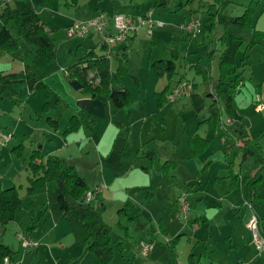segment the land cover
Masks as SVG:
<instances>
[{
  "label": "rangeland",
  "instance_id": "obj_1",
  "mask_svg": "<svg viewBox=\"0 0 264 264\" xmlns=\"http://www.w3.org/2000/svg\"><path fill=\"white\" fill-rule=\"evenodd\" d=\"M209 1L80 0L75 6L66 5L62 0L56 9L38 8L55 41L56 57L53 60L38 57L34 47L21 37L19 49L3 50L5 56L0 59V69L13 71L17 76L8 82H0V129L14 133L6 145H0V177L4 186L16 185L21 199L14 218L0 232V242L16 252L12 262L7 257L3 264H95L93 252L76 242L68 220L54 222L47 214L45 188L35 194L28 193L31 173L27 165L34 149L47 156L53 146H63V131L71 124L70 116L74 112L72 96L86 94L71 85L65 70L90 47L102 51L100 33L69 36L67 23L72 19V22L85 19L97 7L108 14L125 12L139 17L150 13L164 22L163 26L155 27L152 34H148L145 27H139L129 43L127 55L120 56L129 66L125 85L131 91L132 102L113 113L114 104L102 95L104 107L105 103L107 105L104 109L106 119L98 118L93 135L87 134L85 141L76 140L70 148L79 159V169L87 177L90 187L100 182L104 185L103 218L111 225L114 245V256L107 264L186 263L191 252L199 258L196 264H264V249L256 247L253 233L246 226L248 216L256 214L263 220L264 230V204L250 201L242 182L236 188L230 185L228 162L235 171L241 170L243 177L254 165L253 157L242 163L237 126L227 122L224 115L218 123L217 135L208 147L194 154L190 142L193 135L206 134L207 123L199 121L207 114L211 102L205 95L203 78L195 72V67L208 65L212 80L219 75L218 55L222 47L219 37L224 27L217 25L211 30L202 16L201 11ZM181 2L185 3L182 7ZM10 4L24 10L30 6L29 0L10 1ZM192 7L201 9L199 13L198 8L195 9L197 16L200 15L201 26L200 32L194 35L181 27L189 20L185 19L190 12H195L190 9ZM247 7L255 11L254 27L231 28L250 39L255 29H264V0H233L226 12L239 15ZM9 27L17 35L13 22ZM212 49L216 52H211ZM244 51L249 55L244 66L246 83L241 86V91L239 88L233 91L242 111L256 122L252 125L250 117H246L244 131L255 141H261L262 121L257 119L264 112H256L254 106L246 102L251 103L255 96L250 78L262 80L264 76V42L248 48L243 43L237 53L238 64ZM160 58H174L177 73L172 83L179 74L185 73L191 92L162 106L157 104L156 91L163 89L168 78L158 76L151 67V63ZM118 60L114 55L111 59L113 67ZM242 99L247 101L241 102ZM110 106L112 110H109ZM128 109L133 113L132 117L127 115ZM50 115L59 120L57 132L50 128L52 125L47 119ZM145 116H149L148 121L144 120ZM87 131L90 133V128L84 126L71 139L83 136ZM149 134L153 136L148 141ZM125 137L128 139L127 150L122 153ZM100 138L109 141L111 147L110 153L103 152L101 157L96 148ZM15 146L20 152L12 150ZM141 147L158 150L160 161L151 162L147 156L137 154L136 150ZM229 150L231 153L227 154ZM168 160L172 167L166 173L162 165ZM143 165L150 167V171H145ZM114 189L119 190L110 192ZM257 194L264 196V183L258 187ZM183 202L188 205L186 212L181 210ZM126 205L128 211H119ZM190 218L196 219L195 222L188 221ZM33 222L36 225L29 229ZM19 231L37 241L38 246L26 248L18 239ZM179 234V239L171 246L168 240ZM141 242L151 244L148 254L142 251Z\"/></svg>",
  "mask_w": 264,
  "mask_h": 264
},
{
  "label": "trees",
  "instance_id": "obj_2",
  "mask_svg": "<svg viewBox=\"0 0 264 264\" xmlns=\"http://www.w3.org/2000/svg\"><path fill=\"white\" fill-rule=\"evenodd\" d=\"M10 1H7L0 11V19L2 20L0 55L5 50L15 51L19 49L21 46L19 38L21 37L26 43L34 47L38 57L45 61L53 60L56 57L55 41L46 28L45 22L41 19L38 8L50 7L56 9L62 0H30V6L27 10L11 5ZM79 1L63 0L66 5L75 6L79 5ZM232 2L233 0H210L205 9L201 11L211 30L217 25H221L224 27V31L219 37L222 47L218 56V77L212 80L208 65H196L195 67V72L203 78L206 85L205 95L211 98V102L207 107V115L199 121L207 123L206 134L193 135L190 142L194 154L208 147L216 137L217 126L222 121L223 116L230 117L237 126V139L240 141L242 163L249 157L254 159L252 172L243 179L247 190V198L252 202L256 201L264 204V196L257 194L258 187L264 183V130L262 131L261 141H255L248 133L243 132V124L239 123L242 120V115L238 112L239 104L233 91L240 87L242 81L245 80L244 66L247 55L244 51V56L238 64V50L243 43H246L247 48L262 43L264 41V30L255 29L251 38L246 39L232 29L231 26H238L239 28L253 27L255 13L252 7H247L242 14L231 15L226 12V9ZM184 4L181 2L180 6L182 7ZM198 16L200 17V15ZM11 22L16 27L17 35L9 27ZM101 46L102 49H107L103 44ZM211 52L215 53L216 51L212 49ZM123 56H125V53ZM151 67L158 76L166 75L168 78L165 87L156 92L158 106H162L164 103L170 104L169 95L172 90V79L177 73L176 61L174 58H160L154 60ZM66 71L70 79L75 78L83 84L81 90L84 93L91 96L107 93L117 109L128 106L133 100L131 91L124 84V79L128 74V66L123 57L119 58V64L113 70L107 52L98 53L92 47L77 62L71 64ZM91 72L94 74L93 78L90 76ZM31 74L33 75V73ZM16 76L14 72L2 73L0 71V82H8ZM96 77H99L98 81H96ZM184 79H186V74L181 73L177 78V82ZM130 114L131 110L128 109L127 115ZM47 119L53 126L58 127V119L51 116H48ZM70 120V129L64 133L76 130L82 125V120L76 115H72ZM17 146L20 147L21 145ZM17 146L13 147L12 150L20 152ZM141 155L147 156L151 162L160 161L158 150H143ZM170 160H173V158ZM169 162V160L163 162L162 165V169L166 173L169 167H172L171 162ZM227 166L232 171L230 185L234 188L238 185V174L234 173L231 163L228 162ZM27 168L31 173L29 175L28 193L35 194L40 188H45L47 197L45 210L48 211V215H51L54 222H59L62 219L68 220L76 242L93 252L96 258L95 264L110 262L114 256V245L111 237V225L103 218L105 203L101 192L98 191L92 201L87 200L86 192L92 189L87 179L76 165L56 153H49L44 156L39 149H34L30 155ZM20 202L21 199L16 185L4 186L0 177V232L14 218ZM125 208L121 207L119 211L126 210ZM40 212L42 213V211ZM262 223L263 220L259 218V228L264 236ZM35 225V222H33L29 229L34 228ZM179 237L180 234L170 238L168 243H171V246L174 245ZM119 247L122 249L121 245ZM15 253L7 244L0 242V264H3L6 257H8L9 262H12ZM197 260L199 259H197L196 254L191 252L188 255L186 264H194Z\"/></svg>",
  "mask_w": 264,
  "mask_h": 264
},
{
  "label": "crops",
  "instance_id": "obj_3",
  "mask_svg": "<svg viewBox=\"0 0 264 264\" xmlns=\"http://www.w3.org/2000/svg\"><path fill=\"white\" fill-rule=\"evenodd\" d=\"M7 1H9V0H0V8L2 9V7L5 5V3L7 2ZM11 1H14L15 3H21L22 2V0H11ZM29 2H30V0H29ZM157 4H158V2H156ZM24 8L26 7L25 6V4H24V6H23ZM198 8V13H199V11H201V9H200V7H192V8H190L192 11L193 10H195V9H197ZM101 8H99V7H97L93 12H91L90 14H88V16L87 17H85V19L86 18H89V17H91V16H94L95 14H97L99 11H102V10H100ZM205 8H203L202 10H204ZM26 10V9H25ZM120 13H125V12H120ZM111 14H114V13H111ZM142 16H150V17H152L151 16V14L149 13V14H144V15H142ZM197 16V10H195V12H190V16H188L185 20H188V19H191V18H193V17H196ZM78 18V17H77ZM153 19H156V18H154V17H152ZM73 20V19H72ZM72 20H70L67 24L69 25L71 22H72ZM158 20H160V19H158ZM0 23H2V20L0 19ZM255 25V24H254ZM141 27H145L146 28V31H147V26L146 25H141L140 26V28ZM254 27V26H253ZM46 28H47V26H46ZM48 29V28H47ZM261 30H264V29H261ZM154 31V30H153ZM136 32L137 31H135V32H133V33H131L130 34V37L127 39V42H125V43H122V44H118V45H116L115 47H116V52H114V49L112 50V53H111V56L109 57L110 58V62H111V59L113 58V56L114 55H116V57L119 59V58H121L120 56H123V54L125 53V55H127V48H128V46H129V43H130V41H131V39L132 38H134V36L136 35ZM148 33V32H147ZM153 33V32H152ZM151 33V34H152ZM93 34V33H92ZM100 41V40H99ZM264 42V41H263ZM262 42V43H263ZM100 46H101V44H100ZM92 47H94V46H92ZM92 47H90L89 48V50L90 49H92ZM114 47V48H115ZM122 48H123V51H122ZM101 49H102V46H101ZM96 52H98L97 50H96ZM103 52H107L105 49H102V51L101 52H98V53H103ZM122 54V55H121ZM217 54V53H216ZM216 54H214V55H216ZM247 54V53H246ZM3 56H5V53L3 52V53H1V55H0V59L3 57ZM219 56V55H218ZM248 57H247V59L249 58V55H247ZM82 57V56H81ZM80 57V58H81ZM243 57V56H242ZM79 58V59H80ZM7 60L6 61H8V58H6ZM78 59V60H79ZM77 60V61H78ZM241 60V59H240ZM76 61V62H77ZM125 62V61H124ZM75 63V62H74ZM246 63H247V60H246ZM118 64H119V60H118V63H117V65H116V67H113L112 66V63H111V68L113 69V70H115L116 68H117V66H118ZM126 65L128 66V64L126 63ZM8 66L9 65H5V67H7L8 68ZM10 67V66H9ZM5 68H2V69H0V71H2V73H12L13 71H8V72H5ZM128 70H129V66H128ZM7 71V70H6ZM129 72V71H128ZM33 75H34V73H33ZM49 76V75H48ZM187 77V76H186ZM246 77V76H245ZM126 78H127V76L125 77V79H124V84H125V81H126ZM245 80H246V78H245ZM245 80L244 81H242V83H241V86H245ZM252 82H251V81ZM250 80H249V82H251L250 84H253V86H254V88L253 89H255L254 90V93H255V96L252 98V102L251 103H249V102H246L248 105H253L254 106V110L256 111V112H264V110H262V111H258L257 109H256V107H255V105H256V103L258 102V101H264V76H263V78H262V80H261V78H258V79H255V78H253V77H251L250 78ZM168 83V81L166 82V84ZM176 83H177V79L172 83V87L173 86H175L176 85ZM165 84V85H166ZM241 86L240 87H238L239 88V90L241 91ZM125 87L126 88H128L126 85H125ZM165 87V86H164ZM163 87V88H164ZM46 88V87H45ZM49 89H51L50 88V86H49V84H48V93L50 94V90ZM162 90V89H161ZM157 92V91H156ZM191 93V92H190ZM102 95H104V96H106V97H108L109 98V95L107 94V93H105V94H101V95H98V96H90L89 94H77V95H73L72 97H73V99H74V103H73V114L72 115H76V116H78L81 120H82V126H80L78 129H76V130H73V131H70V132H68V133H64L66 130H69L70 129V126H71V124L69 125V127L68 128H66L64 131H63V135H64V141H63V146H53L52 147V151H50V153H56V154H59V155H61L62 157H64V158H66L68 161H70L71 163H73L74 165H76V167L79 169V159L76 157L75 158V156H74V152L70 149L71 148V145H73V143L76 141V140H80V141H85L86 139H88V137H86V135L87 134H89L90 136H92L93 135V130L95 131V129H96V127H97V125H98V118L99 119H106V114H105V111H104V109H105V107H107V105H106V103H105V107H104V104H103V98L101 97ZM251 95H252V93H251ZM110 100V99H109ZM245 101H247L246 99L244 100V99H242L241 100V102H245ZM112 102V101H111ZM238 104H239V108H238V112L242 115V120L241 121H239V123H241V124H243V127H244V125H246V122H245V118L246 117H250V115H248V114H246V113H244L243 111H242V109H241V104L238 102ZM247 105V106H248ZM112 106H110L109 107V110H112ZM125 108V107H124ZM124 108H122V109H124ZM119 110H121V109H117L116 107L113 109V113H116L117 111H119ZM116 111V112H115ZM71 115V116H72ZM79 115H81V116H79ZM114 115H116V114H114ZM207 115V114H206ZM51 116V115H50ZM70 116V117H71ZM88 117V120H87V117ZM133 116V113L131 114V117ZM101 117V118H100ZM130 117V118H131ZM52 118H54V117H52ZM149 118V116H145L144 117V120H149L148 119ZM228 118H230V117H227L226 116V121H227V119ZM55 119H57V118H55ZM250 119V121L252 122V125L254 124V123H256V122H253V120H252V118L250 117L249 118ZM258 122H261L262 121V128H261V132L264 130V115H261V116H258ZM71 121V120H70ZM228 122V121H227ZM229 123H231V124H234V125H236V123L235 122H229ZM87 126H86V125ZM52 125V127H50V128H53V130L55 131V132H57L58 131V128H59V120H58V127L56 128L55 126H53V124H51ZM131 125V124H130ZM163 125H165V123L163 124ZM87 127V128H90V133H88V131L87 132H85V135H81V136H78L77 138H73V139H71L72 138V136H74L75 134H78L80 131H81V129H82V127ZM243 127H242V129H243ZM92 128V129H91ZM207 130V129H206ZM236 130V129H235ZM50 131H52L51 129H50ZM243 131H244V129H243ZM244 133H246L245 131H244ZM216 135H217V131H216ZM152 134H149L148 136H147V140L149 139H152ZM159 136V135H158ZM224 138L226 139V137L224 136ZM107 139V138H106ZM148 140V141H149ZM159 141H160V139H159ZM158 141V142H159ZM127 142H128V139H127V137H125L124 138V141H123V143H122V153H124L125 152V150H127ZM237 144H239L240 145V141L237 139ZM145 145V144H144ZM144 147V146H143ZM143 147H141V148H138L136 151H137V154H140L141 152H142V150H143ZM96 148H97V150L99 151L98 153H99V157H101V156H103L104 154H103V152L104 153H106L107 155L110 153V151H111V147H110V144H109V141H104V139L103 138H100V139H98L97 140V142H96ZM56 149V150H55ZM136 149V148H135ZM234 149V147L231 149V150H233ZM231 150H229V152H226L227 154H229V153H231ZM138 156V155H137ZM242 165V164H241ZM143 168L145 169V171H150V167H148V166H144L143 165ZM233 169V168H232ZM80 170V169H79ZM252 170H253V167H252ZM231 171V170H230ZM233 171H234V173L235 174H238V185L237 186H239V184H240V182H242V184H241V186L243 187L244 185H245V183H244V181H243V179H244V177H243V175H241V170L240 171H235L234 169H233ZM81 172V171H80ZM252 172V171H251ZM250 172V173H251ZM82 173V172H81ZM231 173H232V171L230 172V174L229 175H231ZM249 173V174H250ZM249 174H246V175H249ZM83 176L87 179V177L85 176V174H83ZM127 178H129L128 176L126 177V179ZM241 178V179H240ZM242 180V181H241ZM87 181H88V179H87ZM103 181H105V180H103ZM230 181H231V179H230ZM113 182V181H112ZM150 182V181H149ZM148 182V183H149ZM152 182V181H151ZM88 183H89V181H88ZM100 183H103V182H100ZM100 183H97V184H95L94 186H96V185H100ZM151 185H153V184H151ZM155 185V184H154ZM103 184H102V189L100 190V192H101V195H102V197H103V201H105L104 200V198L106 197V193H105V190H104V188H103ZM109 186H112V183H110L109 184ZM236 186V187H237ZM128 187V186H127ZM236 187H234V188H236ZM119 189H122V187L121 188H119ZM118 189V190H119ZM117 189H114V190H110V192L111 191H113V192H115V191H118ZM151 193V192H150ZM153 193V192H152ZM259 195V194H258ZM177 209L179 210L180 209V207H179V203H178V197H177ZM105 203V202H104ZM127 206L128 205H126L125 207V209H126V211H128V208H127ZM47 211V210H46ZM48 214V213H47ZM127 214H129V213H127ZM131 216V215H130ZM195 220L196 219H193V218H190L188 221H191V223H194L195 222ZM152 230L150 229V232H151ZM152 233H154L153 231H152ZM194 253V252H193ZM197 257V256H196ZM96 259V258H95ZM188 259V258H187ZM199 259V258H198ZM96 261V260H95ZM197 261H199V260H197ZM187 263V262H186ZM186 263H182V264H186ZM178 264H180V263H178ZM194 264H196V262L194 263Z\"/></svg>",
  "mask_w": 264,
  "mask_h": 264
},
{
  "label": "built area",
  "instance_id": "obj_4",
  "mask_svg": "<svg viewBox=\"0 0 264 264\" xmlns=\"http://www.w3.org/2000/svg\"><path fill=\"white\" fill-rule=\"evenodd\" d=\"M162 20L153 19L150 16L135 17L128 13H114L108 14L104 11H99L94 16L86 19H75L67 26V33L69 36H82L92 33H100V43L106 46L108 57L111 56L114 47L120 43L126 42L128 36L137 31L141 25L147 26L148 34H151L155 27L163 26ZM201 20L200 17H194L181 24V27L186 29L193 35L200 32ZM66 71V70H65ZM67 72V71H66ZM93 72L90 76L93 78ZM96 81L99 77L95 78ZM189 81L186 79L177 82L172 87L169 95V101L175 102L181 97L189 94ZM259 111L264 110V101H258L255 106ZM228 122H232L231 118L227 119ZM13 137V132H5L0 129V145H6ZM102 189V185H96L92 189L86 192L87 200L92 201L95 198V194ZM181 210L186 212L188 210L187 203L183 202ZM187 217L186 215H184ZM246 226L251 229L253 233V241L258 249H264V236L260 232L259 217L256 214H250L246 221ZM18 239L26 248L37 247L38 242L34 241L31 237H28L24 231L17 232ZM140 247L145 254H148L151 250L150 243H140ZM7 258V257H6ZM5 258V259H6ZM8 259V258H7ZM6 259V261H7Z\"/></svg>",
  "mask_w": 264,
  "mask_h": 264
},
{
  "label": "water",
  "instance_id": "obj_5",
  "mask_svg": "<svg viewBox=\"0 0 264 264\" xmlns=\"http://www.w3.org/2000/svg\"><path fill=\"white\" fill-rule=\"evenodd\" d=\"M70 83L76 89H81L83 87V84L75 78L70 79Z\"/></svg>",
  "mask_w": 264,
  "mask_h": 264
}]
</instances>
